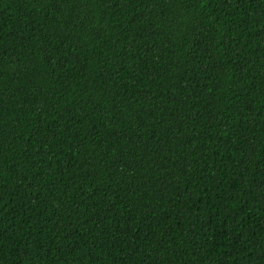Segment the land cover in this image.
I'll use <instances>...</instances> for the list:
<instances>
[{
	"label": "trees",
	"instance_id": "16d2710c",
	"mask_svg": "<svg viewBox=\"0 0 264 264\" xmlns=\"http://www.w3.org/2000/svg\"><path fill=\"white\" fill-rule=\"evenodd\" d=\"M0 264H264V0H0Z\"/></svg>",
	"mask_w": 264,
	"mask_h": 264
}]
</instances>
